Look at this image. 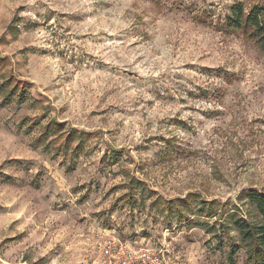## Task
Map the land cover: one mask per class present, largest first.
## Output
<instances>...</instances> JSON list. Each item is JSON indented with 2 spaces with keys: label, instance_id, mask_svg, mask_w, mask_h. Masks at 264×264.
Wrapping results in <instances>:
<instances>
[{
  "label": "rangeland",
  "instance_id": "374dc122",
  "mask_svg": "<svg viewBox=\"0 0 264 264\" xmlns=\"http://www.w3.org/2000/svg\"><path fill=\"white\" fill-rule=\"evenodd\" d=\"M237 4L264 10L0 0V264H94L98 236L228 264L218 225L264 193V54L225 25Z\"/></svg>",
  "mask_w": 264,
  "mask_h": 264
},
{
  "label": "trees",
  "instance_id": "16d2710c",
  "mask_svg": "<svg viewBox=\"0 0 264 264\" xmlns=\"http://www.w3.org/2000/svg\"><path fill=\"white\" fill-rule=\"evenodd\" d=\"M225 25L233 32L242 34L247 40L264 54V10L259 7L251 8L247 13L241 4L231 7ZM238 204L252 210L253 216L240 212L238 206L224 216L225 224H219L218 231L231 229L238 238L239 243H232L228 251V264H236V258L243 249L245 264H264V193L255 190L241 192L236 198ZM209 204V211H211ZM215 214L207 215L213 218ZM216 226L208 227V231H215ZM221 240H218L220 243Z\"/></svg>",
  "mask_w": 264,
  "mask_h": 264
},
{
  "label": "built area",
  "instance_id": "2783aa9c",
  "mask_svg": "<svg viewBox=\"0 0 264 264\" xmlns=\"http://www.w3.org/2000/svg\"><path fill=\"white\" fill-rule=\"evenodd\" d=\"M98 239V254L94 264H165L164 250L134 248L114 237L98 236Z\"/></svg>",
  "mask_w": 264,
  "mask_h": 264
}]
</instances>
